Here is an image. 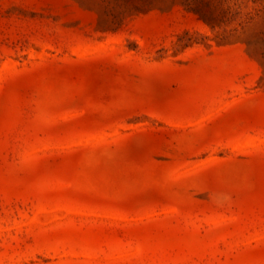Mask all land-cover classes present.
I'll use <instances>...</instances> for the list:
<instances>
[{
    "label": "rangeland",
    "instance_id": "374dc122",
    "mask_svg": "<svg viewBox=\"0 0 264 264\" xmlns=\"http://www.w3.org/2000/svg\"><path fill=\"white\" fill-rule=\"evenodd\" d=\"M0 264H264V0H0Z\"/></svg>",
    "mask_w": 264,
    "mask_h": 264
}]
</instances>
